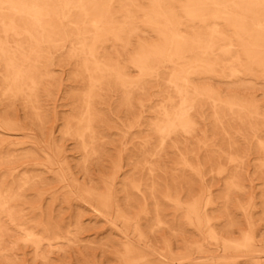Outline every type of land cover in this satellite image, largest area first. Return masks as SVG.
Wrapping results in <instances>:
<instances>
[{
  "label": "rangeland",
  "instance_id": "374dc122",
  "mask_svg": "<svg viewBox=\"0 0 264 264\" xmlns=\"http://www.w3.org/2000/svg\"><path fill=\"white\" fill-rule=\"evenodd\" d=\"M0 264H264V0H0Z\"/></svg>",
  "mask_w": 264,
  "mask_h": 264
},
{
  "label": "bare ground",
  "instance_id": "6f19581e",
  "mask_svg": "<svg viewBox=\"0 0 264 264\" xmlns=\"http://www.w3.org/2000/svg\"><path fill=\"white\" fill-rule=\"evenodd\" d=\"M242 1V0H241ZM242 4V3H241ZM17 14V13H16ZM186 14V13H185ZM80 15V14H79ZM98 15V14H97ZM93 18V17H92ZM35 19L33 20V23L35 24ZM95 22V21H94ZM11 23H12V21H11ZM14 27V26H13ZM258 27V26H257ZM184 43H185V41H184ZM74 50V49H73ZM224 52V51H223ZM74 54V53H73ZM90 56V55H89ZM180 56V55H179ZM93 61V60H92ZM104 68V67H103ZM176 68V67H175ZM174 69V68H173ZM193 69V68H192ZM175 70V69H174ZM192 72V71H191ZM81 74V73H80ZM95 76H96V74H95ZM184 89V88H183ZM190 90V89H189ZM180 95V94H179ZM230 234V233H229ZM27 237V236H26ZM249 240V239H248Z\"/></svg>",
  "mask_w": 264,
  "mask_h": 264
}]
</instances>
